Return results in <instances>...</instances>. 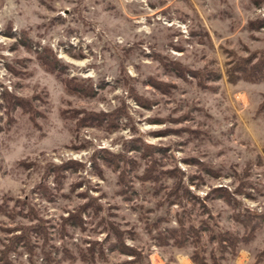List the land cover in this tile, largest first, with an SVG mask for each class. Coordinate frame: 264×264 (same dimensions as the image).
<instances>
[{"label":"rangeland","instance_id":"1","mask_svg":"<svg viewBox=\"0 0 264 264\" xmlns=\"http://www.w3.org/2000/svg\"><path fill=\"white\" fill-rule=\"evenodd\" d=\"M258 22L264 0H0V252L22 226L48 234L11 264H48L52 245L93 247V262L73 264L133 258L108 248L102 219L141 254L135 264H195L190 240L161 244L148 229L178 217L202 226L201 264H264V220L233 249L207 241L208 231L247 233L236 214H264ZM88 202L98 213L61 231Z\"/></svg>","mask_w":264,"mask_h":264},{"label":"trees","instance_id":"2","mask_svg":"<svg viewBox=\"0 0 264 264\" xmlns=\"http://www.w3.org/2000/svg\"><path fill=\"white\" fill-rule=\"evenodd\" d=\"M253 24L254 22H249V26ZM256 27H264L263 22H258L255 28ZM257 54L259 56L257 60L253 62V65L258 66V67L264 66V50L258 51ZM250 58L251 57H249V59ZM50 67L52 70L59 71V69L57 68L59 66H57L56 64L51 65ZM239 72L241 74L243 73L242 77L244 78H248L250 77V75H253L252 71L250 72V71H247L246 69H240ZM261 75L264 78V74L261 73ZM69 81L70 80L64 81L65 82L64 88L67 92L74 93L75 92L74 89L77 87L72 88ZM95 116L97 117V119H99V122H97L96 120H94V118H92L91 121H93V123L97 122L98 125H101L105 122L104 114H96ZM86 117H87L86 113L83 112L81 117L78 119V121L82 122L83 120L86 119ZM142 172L143 173L141 175V179L142 180L149 179L147 178V171L144 170ZM120 176L122 177L121 173H120ZM121 177H119V179H121ZM44 189L47 190L46 187ZM214 192H221V194H225V189H222V188L218 190L216 189L214 190ZM87 208H92L95 214H97L99 211V206L92 207L89 202L86 203L85 205L83 204L82 206H79V208H77L75 212L69 213L68 217L62 218L61 231H64L65 226L82 227L80 212H82L83 210ZM0 211H2L1 208H0ZM234 217H235V220L239 222L243 227L248 228V232L244 233L241 237H238L236 235L231 234L229 231L217 232L216 235L213 232L208 231L207 241L211 243H215L219 251H223L226 248L233 249L235 244H237L238 242L247 241L253 235L254 230L259 227L260 222L264 220V214L262 213L261 214L259 213L251 214L248 212L246 215L239 213V214L234 215ZM101 223L104 225L105 227L104 229L107 232V240L109 241L108 248L111 249L112 251H117L120 254H123L125 256L133 257L131 259H124L120 261L118 264H135V262L138 261V259H140L141 254L137 252L134 248L128 247L124 244L122 231L119 230V228L113 222L109 220L104 221L102 219ZM176 223H177V226L175 228H171V229L167 228V229H164L166 230L164 231L158 227V221H155L151 226H148V229L150 231L151 229L152 230L155 229L157 231L156 237H157L158 242L161 244H165V245L168 244V239H170L172 244H174L177 247H182L185 244L186 240H190L196 246L195 253H192L190 256L191 260L195 264H201V260L200 258H198V256L200 255V252H202V245L199 244L198 242L199 240L198 233L202 231V226L200 225L199 227H194L190 224L189 226L185 227L184 222L181 217L176 218ZM18 230L20 231V234L11 236L8 244H5L3 246L4 247L3 250L0 252V263L1 264H11V262L8 260V255L12 252H16L19 246H23L28 251L30 256L34 255L35 251L33 250V246L31 245L32 235L34 234L42 237L43 246H45V244L48 243V236H47L48 234H47L46 228L40 222L37 224H30L27 226H22L18 228ZM52 247L54 248L52 251H46V250L41 251V255L44 259V262L48 264H62V263L73 264L77 259H80L82 262H86V260L89 259L90 262H93L95 259L93 255L94 253L93 247L87 248L86 252H83L81 249L78 252V255H75L65 245H62L61 247H55L54 245H52ZM58 253H60V255L57 257ZM214 256H215L214 254H211V259L213 261H215Z\"/></svg>","mask_w":264,"mask_h":264}]
</instances>
